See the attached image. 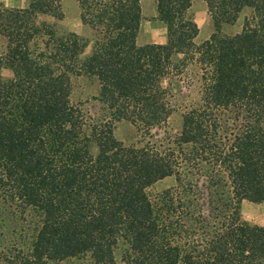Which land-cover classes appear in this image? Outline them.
I'll use <instances>...</instances> for the list:
<instances>
[{
	"label": "trees",
	"instance_id": "obj_1",
	"mask_svg": "<svg viewBox=\"0 0 264 264\" xmlns=\"http://www.w3.org/2000/svg\"><path fill=\"white\" fill-rule=\"evenodd\" d=\"M204 1L207 40L195 43L191 0H155L166 42L140 46L139 0H76L87 55L85 39L43 20L62 19L60 0L0 6V197L19 215L0 233V264H264V227L240 213L264 203V0ZM244 9L241 30L221 35ZM188 74L198 100L170 136L180 108L164 82ZM73 76L96 80L138 145L70 102ZM168 177L174 186L150 197Z\"/></svg>",
	"mask_w": 264,
	"mask_h": 264
},
{
	"label": "rangeland",
	"instance_id": "obj_2",
	"mask_svg": "<svg viewBox=\"0 0 264 264\" xmlns=\"http://www.w3.org/2000/svg\"><path fill=\"white\" fill-rule=\"evenodd\" d=\"M29 0H0V6L4 8H24ZM142 12V22L137 37V44L140 46L147 44H165L166 30L164 25L156 18L155 0H139ZM62 19L54 21L50 17H44L43 20L56 23L57 27L65 32L74 33L87 41L85 55L90 52L92 32L84 25L79 16L76 0H60ZM249 10L244 9L239 14L238 19L233 25H225L221 28L220 33L223 36H231L241 30L243 19L249 15ZM188 15L196 23L199 33L195 40L196 44H201L207 40L214 29L212 22L206 10L204 0H191V6ZM6 42L0 36V55L5 50ZM186 75V74H185ZM170 77L164 82V85H170L173 102L176 107L180 108L167 121L165 132L173 136L180 129L181 110L185 105L196 103L198 100L196 94V81L193 75L188 74L186 77ZM1 76L4 79L11 78L9 69H1ZM191 76L192 85H187V79ZM98 85L93 77L73 76L71 77V94L70 102L78 105L89 116L94 123L110 122L113 125V136L116 140L125 145H138L142 140L138 131L126 120L114 121L111 118L108 109L97 100ZM188 97V98H187ZM166 133L160 130L152 131L156 140H163ZM172 177L165 178L155 183L147 190L150 197L174 186ZM241 220L251 226L264 227V203H251L242 201L240 206ZM11 208L3 202L0 197V233L3 236L9 234L14 227H17L19 215H12ZM30 217L26 216L29 221ZM88 259L69 260L64 264H89Z\"/></svg>",
	"mask_w": 264,
	"mask_h": 264
}]
</instances>
